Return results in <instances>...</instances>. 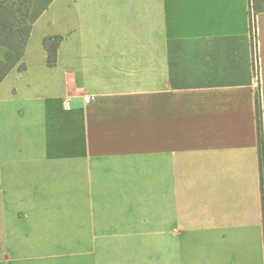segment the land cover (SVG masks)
Segmentation results:
<instances>
[{
  "label": "crops",
  "instance_id": "crops-1",
  "mask_svg": "<svg viewBox=\"0 0 264 264\" xmlns=\"http://www.w3.org/2000/svg\"><path fill=\"white\" fill-rule=\"evenodd\" d=\"M60 8L0 82V264H264V11Z\"/></svg>",
  "mask_w": 264,
  "mask_h": 264
},
{
  "label": "trees",
  "instance_id": "trees-1",
  "mask_svg": "<svg viewBox=\"0 0 264 264\" xmlns=\"http://www.w3.org/2000/svg\"><path fill=\"white\" fill-rule=\"evenodd\" d=\"M52 0H0V82L16 65L21 63L33 22L48 7ZM252 16L264 11V0H250ZM253 19V20H252ZM254 22V17H251ZM251 21V23H252ZM253 32V31H252ZM255 35L252 33L254 41ZM61 37H45L43 46L47 52V63L52 66L56 62L57 47ZM259 91L255 94V111L259 143V161L262 182V208L264 225V150L261 128Z\"/></svg>",
  "mask_w": 264,
  "mask_h": 264
},
{
  "label": "rangeland",
  "instance_id": "rangeland-1",
  "mask_svg": "<svg viewBox=\"0 0 264 264\" xmlns=\"http://www.w3.org/2000/svg\"><path fill=\"white\" fill-rule=\"evenodd\" d=\"M61 1L56 0L54 3L51 2L39 17H61Z\"/></svg>",
  "mask_w": 264,
  "mask_h": 264
},
{
  "label": "built area",
  "instance_id": "built-area-1",
  "mask_svg": "<svg viewBox=\"0 0 264 264\" xmlns=\"http://www.w3.org/2000/svg\"><path fill=\"white\" fill-rule=\"evenodd\" d=\"M92 99H93L92 95H89V94L84 95V97H83V101H84L85 103L90 102ZM64 108H65V109L68 108V102H67V101H64Z\"/></svg>",
  "mask_w": 264,
  "mask_h": 264
}]
</instances>
